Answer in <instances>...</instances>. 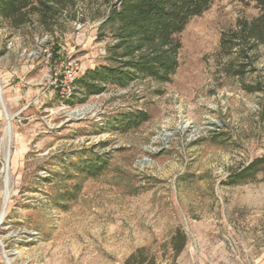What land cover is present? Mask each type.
<instances>
[{
  "label": "rangeland",
  "instance_id": "obj_1",
  "mask_svg": "<svg viewBox=\"0 0 264 264\" xmlns=\"http://www.w3.org/2000/svg\"><path fill=\"white\" fill-rule=\"evenodd\" d=\"M117 1L76 0L54 34L37 17L20 29L0 22V264H124L141 248L172 264L178 229L188 241L177 264H264V173L232 184L264 157V49L244 78L227 76L233 58L219 54L222 34L259 10L212 0L180 36L172 82L140 79L85 103L72 101L76 93L65 100L54 86L65 69L79 67V79L109 64L113 39L102 23ZM177 103L196 125L216 120L221 130L175 143L137 169ZM137 110L150 120L113 131L114 120ZM100 160L104 172L84 173Z\"/></svg>",
  "mask_w": 264,
  "mask_h": 264
},
{
  "label": "trees",
  "instance_id": "obj_2",
  "mask_svg": "<svg viewBox=\"0 0 264 264\" xmlns=\"http://www.w3.org/2000/svg\"><path fill=\"white\" fill-rule=\"evenodd\" d=\"M238 1L247 7L253 4L259 14L252 19L240 18L236 29L224 32L219 54L233 58L224 66L227 76L244 78L254 72L260 49H264V0ZM211 5L212 0H118L102 23V29H109L113 39L109 47V64L88 69L77 79L78 89L72 101L78 97L80 103H85L90 97L104 93L108 87L126 88L140 79L172 82L180 67V36L189 23L208 12ZM75 6L76 0H0V22L20 29L33 25V17H37L38 25L54 34L70 18L69 12ZM243 90L247 93L263 91L257 85H243ZM149 120L146 111H129L114 120L113 131L126 134ZM106 162L88 163L84 173L97 177L106 169ZM260 173H264V157L236 173L232 184L255 181ZM187 241L186 234L178 229L170 244L172 264H177ZM124 264H158V260L146 248H141Z\"/></svg>",
  "mask_w": 264,
  "mask_h": 264
},
{
  "label": "built area",
  "instance_id": "obj_3",
  "mask_svg": "<svg viewBox=\"0 0 264 264\" xmlns=\"http://www.w3.org/2000/svg\"><path fill=\"white\" fill-rule=\"evenodd\" d=\"M66 12L64 16H66ZM13 44L8 45V49H12ZM52 56V52L48 53V57ZM81 69L71 66L65 69L63 76L54 83L59 94L65 100H71L74 93L77 92V79ZM174 114L171 122H166L159 127L153 135L150 144L145 148L144 153L137 159L135 167L144 169L154 163V157L166 150L170 149L173 144L181 141L195 143L206 138L209 134L218 132L222 128V123L213 120L206 126H198L193 120L187 117L185 109L180 103L175 104Z\"/></svg>",
  "mask_w": 264,
  "mask_h": 264
},
{
  "label": "bare ground",
  "instance_id": "obj_4",
  "mask_svg": "<svg viewBox=\"0 0 264 264\" xmlns=\"http://www.w3.org/2000/svg\"><path fill=\"white\" fill-rule=\"evenodd\" d=\"M8 119V118H7ZM7 131H8V134H10V127H8L7 128ZM9 157H10V154H9ZM6 162H7V165H6V169H5V171H7V167H8V163H9V161L8 160H6Z\"/></svg>",
  "mask_w": 264,
  "mask_h": 264
}]
</instances>
